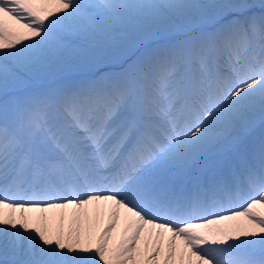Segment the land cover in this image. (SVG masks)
<instances>
[{
    "label": "snow or ice",
    "instance_id": "obj_1",
    "mask_svg": "<svg viewBox=\"0 0 264 264\" xmlns=\"http://www.w3.org/2000/svg\"><path fill=\"white\" fill-rule=\"evenodd\" d=\"M0 264H264V0H0Z\"/></svg>",
    "mask_w": 264,
    "mask_h": 264
}]
</instances>
